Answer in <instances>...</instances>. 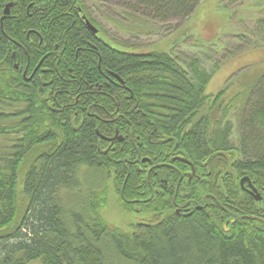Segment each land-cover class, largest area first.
Returning <instances> with one entry per match:
<instances>
[{
  "label": "trees",
  "instance_id": "1",
  "mask_svg": "<svg viewBox=\"0 0 264 264\" xmlns=\"http://www.w3.org/2000/svg\"><path fill=\"white\" fill-rule=\"evenodd\" d=\"M132 1L147 33L201 4ZM104 32L84 0H0V264H264V77L235 141L242 95L207 93L224 48L264 49V17L201 46L210 69L178 45L118 50ZM111 186L131 232L101 217ZM73 191L79 204L65 208Z\"/></svg>",
  "mask_w": 264,
  "mask_h": 264
},
{
  "label": "rangeland",
  "instance_id": "2",
  "mask_svg": "<svg viewBox=\"0 0 264 264\" xmlns=\"http://www.w3.org/2000/svg\"><path fill=\"white\" fill-rule=\"evenodd\" d=\"M232 2L233 0H201L199 8L190 19L184 22L175 19L165 24L153 23V30L150 33H147L146 29L151 26L143 28L141 25L144 23L143 20L129 17V15H136V17L140 15L128 6L133 4L132 0H103V4L97 8L95 18L99 27L111 39L106 36L107 38L104 37V40L118 50L139 54L157 48L169 52L178 45L175 50L179 52L181 58L187 60L190 54H199L204 61V66L210 69V60L213 59V56L208 58L206 54H203L201 46L205 48L210 46L215 49L222 47L232 34L249 32L254 29L255 21L264 17V0ZM147 23L146 25H150ZM227 50L224 48L215 55V62L222 66L214 74L207 87V93L217 95L227 88L228 98H226L225 104L232 102L230 99L234 98L236 94L242 95L243 102L241 99L234 101L231 112L234 123L232 140L235 141L240 132L238 119H242L244 113L247 112L243 107L249 100L251 92L264 77V49L254 50L247 54L242 53L231 59L228 58ZM35 154L36 150L32 155ZM27 167L25 165L24 169ZM22 184L20 182V191H22ZM81 187L84 188V186ZM110 190L107 207L101 212V217L110 225L122 231L131 232V225L136 221L132 215L123 211L119 196L113 192L112 186ZM64 199L65 208H72L79 204L77 202L80 200V196L78 192L73 191L68 193ZM224 227L227 228V225ZM31 264L42 263L34 261ZM120 264L129 263L122 262Z\"/></svg>",
  "mask_w": 264,
  "mask_h": 264
},
{
  "label": "flooded vegetation",
  "instance_id": "3",
  "mask_svg": "<svg viewBox=\"0 0 264 264\" xmlns=\"http://www.w3.org/2000/svg\"><path fill=\"white\" fill-rule=\"evenodd\" d=\"M101 1L102 2H98L97 0H84L85 6H86V10L89 11L92 14L93 17H95V13H96L97 8L99 7V5L103 4V0H101ZM77 10L79 11L80 17L82 18L84 24H86L87 29L90 30L89 29V23H90V21H88V19L86 18V16L83 14V10L82 9H79V8H77ZM10 13H11V11H10ZM93 35L97 36V39H98V37L100 38V31H98V34H94L93 33ZM98 40H100V39H98ZM88 45L90 46V49H86L87 52H91V51H93V49L96 48V46L94 44H92V43H88Z\"/></svg>",
  "mask_w": 264,
  "mask_h": 264
},
{
  "label": "water",
  "instance_id": "4",
  "mask_svg": "<svg viewBox=\"0 0 264 264\" xmlns=\"http://www.w3.org/2000/svg\"><path fill=\"white\" fill-rule=\"evenodd\" d=\"M12 7V4H9L6 6V9H5V16L9 15L10 14V8ZM89 29L94 33V34H97V29H95L91 24H89ZM117 138V137H116ZM121 140V139H120ZM249 182V185H250V193L252 195H254V198L256 201H261V196L258 194L257 190L253 187V185L251 184L250 180L248 178H244L242 181H241V185L243 186V184L245 182Z\"/></svg>",
  "mask_w": 264,
  "mask_h": 264
},
{
  "label": "bare ground",
  "instance_id": "5",
  "mask_svg": "<svg viewBox=\"0 0 264 264\" xmlns=\"http://www.w3.org/2000/svg\"><path fill=\"white\" fill-rule=\"evenodd\" d=\"M176 199V198H175Z\"/></svg>",
  "mask_w": 264,
  "mask_h": 264
}]
</instances>
